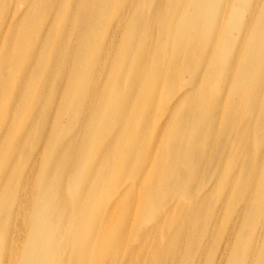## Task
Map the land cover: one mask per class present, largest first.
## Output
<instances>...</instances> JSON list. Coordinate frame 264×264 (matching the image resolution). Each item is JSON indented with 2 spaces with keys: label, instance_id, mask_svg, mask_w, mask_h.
<instances>
[{
  "label": "bare ground",
  "instance_id": "1",
  "mask_svg": "<svg viewBox=\"0 0 264 264\" xmlns=\"http://www.w3.org/2000/svg\"><path fill=\"white\" fill-rule=\"evenodd\" d=\"M165 1L160 0L159 5ZM259 1L251 0L253 12ZM108 2L0 0V103L8 101L0 108V264H90L94 257L98 259L94 264L105 260V264H122L125 254L129 255L125 264H264V110L258 113L263 115L260 120H254L251 113L248 118L243 115V110L252 112L251 104L264 96L263 79L255 80L247 68L236 73L229 86L226 79L218 78L221 73L229 74L233 63L225 55L215 77L212 69L191 65L197 57L182 53L185 50L175 48L163 56L159 50L151 54L147 46L140 61L149 72L145 56L154 55L148 75L153 85L150 97L157 103L169 97L162 111L166 116L156 125L157 137L152 143L140 134L151 128L148 121L146 126L122 130L121 103H115L111 94L116 88L110 94L94 96L92 77L102 70L99 67L104 66L105 55L113 47L112 36L121 33V19L127 14L119 10L117 18L110 21L113 24L107 33L112 36L100 52L85 45L95 32L83 33L103 22ZM63 12L78 29L71 35L72 44L80 45L62 55L61 67L51 53L48 64H54L46 67L37 55L42 38L31 35V44L26 46L25 26L53 13L55 18L44 37L51 43L65 44L72 26L54 28ZM133 13L134 27L139 29L142 16L137 8ZM154 15L145 17L157 20ZM252 17L250 13L246 28ZM213 22L219 25L221 21ZM233 30L228 27L222 42L233 41ZM236 35L239 38L242 33ZM84 53L91 54L94 63L84 77L86 85L81 87L74 113L64 104L66 98L71 101L67 89L77 85L76 76L84 62L79 56ZM238 53L241 57V50ZM26 54L31 62L24 60ZM258 58L256 55L253 60ZM71 61L75 67L68 72L69 85L62 84L57 77ZM118 61L121 63V54ZM167 72L181 76V80H167ZM144 77L132 78L126 94L132 95L133 86ZM31 83L36 90L28 93ZM176 86L186 89L173 92ZM187 88H193L192 92ZM147 89L143 88L142 98L147 97ZM228 90H232L231 95ZM115 92L121 97V86ZM128 106L123 113L131 124L137 116ZM100 109L107 113L94 126ZM84 113L80 128L60 133L61 117L74 115L76 120L75 114ZM19 119L23 127L18 133L12 127ZM38 123L39 136L33 140L34 147L26 151ZM191 126L196 133L189 139L186 136ZM253 135L258 143L263 142L257 149L248 144ZM140 147L146 154L144 165L131 152ZM162 147L167 151L159 155L157 149ZM80 172L84 181L76 191ZM90 193L98 195L93 202L87 198Z\"/></svg>",
  "mask_w": 264,
  "mask_h": 264
},
{
  "label": "rangeland",
  "instance_id": "2",
  "mask_svg": "<svg viewBox=\"0 0 264 264\" xmlns=\"http://www.w3.org/2000/svg\"><path fill=\"white\" fill-rule=\"evenodd\" d=\"M26 1L27 0H20V2L22 3ZM64 1L67 2V4H71L73 2H76L77 0ZM159 2L160 0H109V2L107 3V7L104 8L105 14L103 17V22L97 25V27L93 30L88 27V29L83 32L85 34H87L89 31L91 33L95 32L93 33L91 40L89 42H86L85 45L87 48H90L92 50L96 49L100 52L105 48L106 44L112 36L111 33H107L108 28L113 24V21L111 23L110 21L117 18L119 10H121V14H127V17H123V20L121 19V33H115L114 36H112V40H114L113 47L105 55L106 62L104 66L99 67L102 68V70H100V73L98 75H94L92 77L93 81L95 82V91L93 92V95L96 96L101 94L102 92H107L110 94V90L116 88L115 90L117 91V87L121 86V97L116 95L115 90L111 91V94L114 96L115 103H121V129L129 131L132 126H146V124L150 122L151 128L142 130L140 134L143 138L145 137V135H147L148 140L151 143L157 137L155 133L156 125L162 118L164 119V117L166 116L162 113V111L164 110L163 105L167 103L169 98H160L159 103H157L156 100L150 97L153 85L152 83L149 84L150 77L148 75L149 72L153 69V65L155 63L154 55L151 54H155L158 50L163 56H166V53L173 51L175 48L185 50L186 52L182 53H187V56L191 55L198 58H194L193 60H191V65L197 64V68L206 67L207 70L212 69L214 71L213 76H215V74L217 75L220 72L218 64L222 62L221 56L225 55L226 58L228 57L230 60H233V63L228 68L230 75L226 74V72L225 74L221 73L222 77H218L220 80L226 79V85L228 83V85L230 86V82L233 81V76L236 73L241 74L242 70L246 71L247 68H250L252 70L253 76H255L256 78L255 80H257L258 78H261V80L263 79L261 89L263 88L264 90V0L259 1V5L254 12L252 11V7H249L251 0H167L160 5ZM237 2L241 4L243 3V5L247 7L246 10L238 7L236 4ZM136 8L137 11L140 12L139 15L142 16L139 29L134 27V25L136 24V19L134 17L136 13H133V10H136ZM63 10L64 9H62V11ZM183 10L185 11V13L183 14V16H180ZM66 13L64 14L63 12V15L58 17L54 27L62 29L67 24L68 26H72V29L68 28L70 29V33L65 38V44L62 45L51 43L46 40L47 38L44 37L47 33L46 29L49 28V22L52 18H55V16H51L53 13L44 15L45 18H42L38 22L35 21V25L32 22H29L28 27L25 26V30L27 31L25 39L26 46L31 44V35L40 36L42 38V47L40 48L41 51L37 52V55H40L42 64L46 65V67H51L54 63L57 64V66L61 67L64 64L62 55L65 53H69L70 51L72 53L73 48L77 45L75 44L74 46L72 44L73 40L71 35L75 32H78V29L74 28L72 22L67 18L68 16L66 15ZM88 13L89 16H92L91 12ZM204 13H206V15H203V17L200 16V14ZM250 13L253 14V17L249 20L247 25L248 27L246 28V20L249 17ZM146 15H148L149 17L151 15H154L155 17H157V20L146 18ZM29 17L30 15H28V19ZM216 19H220L221 22L219 23V25H216L213 22ZM164 25L166 26L165 28ZM20 27L23 28V25H21ZM98 27L100 28L98 29ZM228 27L234 28L233 32L231 33L233 41L229 44L222 42V39L225 36ZM101 29L104 31V33L99 34ZM245 29H247L246 32H244ZM259 31L262 33H259ZM239 32H241L242 35L238 38L236 33ZM17 41L18 40H16L15 42ZM15 45L21 46L19 44ZM79 45L80 43H78L77 47ZM147 46L151 47V54L145 56V59L147 58V62L150 65L149 67L151 70L149 72L143 70L142 62L140 61L143 57V54L141 55V53L146 52ZM239 50H241V57H239L238 55ZM51 53L53 54L54 63L48 64L49 56ZM120 54L121 63L118 61V57L120 56ZM124 54H126V56L122 57ZM256 55H258L259 58L254 59L256 61L255 62L253 58ZM79 57H82L84 62L80 66L81 69L76 76V86H74L75 84L71 86L67 82V79H69L70 77L68 72L72 71L71 69L75 67V64L72 61L65 72L63 74L59 73L57 77V80H59L62 84L66 82L70 87L67 89V94H70L69 97L71 98V101H69L70 99L66 98L64 105L66 106V108L74 110V113H76L78 110L77 105L82 91L81 87L86 85V79H84V77L89 73L88 70H91L93 68L94 63L93 56L89 53H84ZM55 59H57L58 61L60 60V62L58 63L57 61H55ZM24 60L26 62H31L30 60H28L27 54L24 56ZM111 63L112 67L109 69ZM171 64H174V60H171ZM215 70L217 72H215ZM15 74V77H18L17 69L15 71ZM143 74H145L144 80L142 82L138 81L135 86H133L132 95L126 94L127 89L129 88V81L134 77L140 79L141 75ZM44 75L45 72L43 71L41 77H44ZM185 76L187 75H184V79L186 78ZM171 77L181 80V76L167 72L166 79L168 80ZM215 77L213 78V80H215ZM12 82L15 83L14 78ZM113 83L115 84V87L112 86ZM143 88L144 90L148 88L147 92L149 91L148 93H146L147 97L145 98H142L141 96ZM160 89H162V87H160ZM182 89L186 88H179L178 86H176L173 89V92L182 91ZM187 89L188 92H192L191 90H193V88ZM35 90L36 85L34 83L28 85V93H32ZM231 93L232 90L230 92L228 90L227 94L231 95ZM209 95L210 92H208V96ZM49 98L51 99L50 95ZM7 103V100H5V102H1L0 108L6 107ZM127 105H129L128 110L135 113V116H137V120H135L131 124L127 119H124L127 118L123 113L124 108ZM251 107L252 112H246V110H243V115L248 118L250 117L251 113L254 120H260L263 115L262 113H258L263 112L264 110V96L256 99L251 104ZM54 111L55 110L51 111L52 116L54 115ZM98 113L100 114L96 115L97 119L94 123V126H96V122H100L102 120L101 118L105 116L107 112L105 109H100V112ZM86 114H80V116H77L75 114V117H77L76 120H73L72 118L74 115L70 117H61V126L59 127L60 133L64 135V133L68 131L80 128L79 120L85 119ZM50 119L51 117L48 118V120ZM39 126L40 123L35 125L33 132L29 138L30 144L28 145L26 151H29L34 147L33 140L41 130V127ZM103 126L104 129L106 128V131L109 129V126ZM22 127L23 120L19 119L14 121L12 129L17 130V132L19 133ZM193 130V126L188 128L186 138L188 137L189 139H192L194 137L196 129L195 133ZM106 131L104 134H107ZM38 136L39 135H37V137ZM162 139L165 138L162 137ZM250 143L251 147L254 146L253 149H257L258 146H260V144H262L263 142L261 141L258 143V140L253 135L248 138V144ZM162 148L163 149L160 150L157 149V153L159 155L164 151H167V148ZM131 152H133L135 158L141 160V163L143 165L147 162L145 159L146 154L143 152V147L137 149L132 148ZM23 159L24 157L22 158V160ZM84 163L87 164V166L89 165L87 161ZM138 166L139 168H142V166ZM137 172V169L134 168L133 173L136 174ZM83 181V173L80 172L78 175V180L76 182L77 185L74 188L76 191H78V184L82 183ZM97 196L98 195H96V193H90L87 198H89V202H91L92 200H94L93 198ZM134 218L138 217L135 215ZM91 222L92 221L89 220V224ZM130 247L131 244L129 243L128 249ZM107 252H109V250ZM128 257L129 255L127 254L122 257V264H125L124 261L129 260ZM96 260L98 259L94 257L89 262L90 264H94V261ZM105 263L106 260L103 261L102 264Z\"/></svg>",
  "mask_w": 264,
  "mask_h": 264
}]
</instances>
